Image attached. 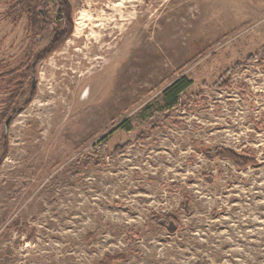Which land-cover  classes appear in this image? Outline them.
Here are the masks:
<instances>
[{"label":"rangeland","instance_id":"rangeland-1","mask_svg":"<svg viewBox=\"0 0 264 264\" xmlns=\"http://www.w3.org/2000/svg\"><path fill=\"white\" fill-rule=\"evenodd\" d=\"M67 2L72 35L0 125V264H264V0ZM13 5L0 0V76L53 38ZM38 11L58 22L57 0ZM181 78L179 104L150 112ZM15 85L0 80V124ZM165 215L175 233L154 224Z\"/></svg>","mask_w":264,"mask_h":264},{"label":"trees","instance_id":"trees-1","mask_svg":"<svg viewBox=\"0 0 264 264\" xmlns=\"http://www.w3.org/2000/svg\"><path fill=\"white\" fill-rule=\"evenodd\" d=\"M13 7L11 11L22 17L24 14L28 15L31 20L32 26V37L34 40H41L46 38L47 36L53 34V38L50 41L49 45L40 51L35 58H28L30 61L28 67L24 72H21L19 76L10 77L12 75L9 72L6 75L0 76V80L6 82L9 86H14L16 83L15 89L11 92V95L8 97V107L5 109V114L1 118V124H3L4 119L7 116V119H14L20 112H22L32 101V99L36 95V69L39 64H41L49 55L54 53L59 46H61L73 33L74 24L72 20V9L67 0H57L59 5V18L58 22H53L44 16L38 8L41 6L44 0H12ZM64 24L65 30L59 31L58 25ZM254 57H250L248 60L252 61ZM238 68L236 67L235 70ZM9 78V79H7ZM31 81V89L29 92V98L25 101L21 106H18L19 99L22 95L25 94V84ZM192 82L186 78H181L175 82H173L170 86H168L160 99V102L157 107H154L150 110V112H165L179 104L180 96L191 86ZM8 122L4 124V130L2 132V153L0 156V165L5 160L8 150H9V139H8ZM123 128V126H121ZM213 154V156L218 158L229 159L232 161L239 169H246L249 165L253 164L252 161H249L243 157H240L236 153L226 150V149H215L212 153L208 152V155ZM154 224L167 229L171 233H175L179 228V222L168 216H161L160 218L155 219ZM17 225L20 222H16ZM123 256H115L112 260L123 259Z\"/></svg>","mask_w":264,"mask_h":264},{"label":"bare ground","instance_id":"bare-ground-1","mask_svg":"<svg viewBox=\"0 0 264 264\" xmlns=\"http://www.w3.org/2000/svg\"><path fill=\"white\" fill-rule=\"evenodd\" d=\"M185 31H186V26H181L179 28V34H174V38H173V41L176 45H179V43L181 42L182 38H183V35H185Z\"/></svg>","mask_w":264,"mask_h":264},{"label":"water","instance_id":"water-1","mask_svg":"<svg viewBox=\"0 0 264 264\" xmlns=\"http://www.w3.org/2000/svg\"><path fill=\"white\" fill-rule=\"evenodd\" d=\"M9 122V121H8Z\"/></svg>","mask_w":264,"mask_h":264}]
</instances>
